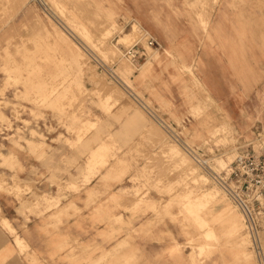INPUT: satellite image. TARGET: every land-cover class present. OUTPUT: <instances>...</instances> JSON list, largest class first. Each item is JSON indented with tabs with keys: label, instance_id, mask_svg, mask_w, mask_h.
<instances>
[{
	"label": "rangeland",
	"instance_id": "1",
	"mask_svg": "<svg viewBox=\"0 0 264 264\" xmlns=\"http://www.w3.org/2000/svg\"><path fill=\"white\" fill-rule=\"evenodd\" d=\"M241 149L264 153V0H0V264H264V208L253 234L200 163Z\"/></svg>",
	"mask_w": 264,
	"mask_h": 264
},
{
	"label": "built area",
	"instance_id": "2",
	"mask_svg": "<svg viewBox=\"0 0 264 264\" xmlns=\"http://www.w3.org/2000/svg\"><path fill=\"white\" fill-rule=\"evenodd\" d=\"M146 46L161 49L162 43L147 31ZM140 41L125 48L124 56L139 63L147 56V47ZM201 165L224 189L230 198L242 210L249 229L254 234L257 219L264 208V153H253L241 149L235 158L220 170L209 164V159L200 158Z\"/></svg>",
	"mask_w": 264,
	"mask_h": 264
},
{
	"label": "bare ground",
	"instance_id": "3",
	"mask_svg": "<svg viewBox=\"0 0 264 264\" xmlns=\"http://www.w3.org/2000/svg\"><path fill=\"white\" fill-rule=\"evenodd\" d=\"M50 2V1H49ZM219 4V3H218ZM80 10V9H79ZM81 11V10H80ZM87 11V10H86ZM85 16V15H84ZM55 19V18H54ZM58 23V22H57ZM63 26V25H62ZM83 26V25H82ZM63 28V27H62ZM64 30V29H63ZM68 31V30H67ZM68 34V33H67ZM69 35V34H68ZM71 35V34H70ZM70 37V36H69ZM73 39V38H72ZM75 40V39H74ZM85 41V40H84ZM87 42V41H86ZM78 44H80V43H78ZM91 46V45H90ZM92 47V46H91ZM93 48V47H92ZM107 48V47H106ZM165 51H168L167 49L165 50ZM81 52V51H80ZM84 52V51H83ZM159 53V52H158ZM158 53H156V55L158 54ZM80 55H81V53H80ZM83 55V54H82ZM78 56V55H77ZM113 56V55H112ZM87 58V57H86ZM90 58V57H89ZM125 62V61H124ZM124 62H123V64H124ZM80 63H82V62H80ZM84 63H85V61H84ZM123 64H122V68L123 69H125V71L124 72H122V73H127V78H129V80H130V77L131 76H129L130 74H132L133 72H134V70L131 68V67H123ZM125 65H127V64H125ZM83 66V65H82ZM88 66V65H87ZM129 66H130V64H129ZM85 71V70H84ZM91 75V74H90ZM126 76H124V77H126ZM129 76V77H128ZM90 77V76H89ZM125 79V78H124ZM92 80V79H91ZM127 81H128V79H126ZM86 81V80H85ZM107 85V84H106ZM84 86V85H83ZM105 86V85H104ZM131 86V85H130ZM115 88V87H114ZM130 88V87H129ZM104 91V90H103ZM118 91V90H117ZM57 92V91H56ZM89 92V91H88ZM105 92V91H104ZM123 92V91H122ZM132 92V91H131ZM108 93H110V92H108ZM120 93V92H119ZM138 93V92H137ZM86 95V94H85ZM110 95V94H109ZM108 95V96H109ZM113 95V94H112ZM122 95H123V93H122ZM58 96V95H57ZM111 96V95H110ZM109 96V97H110ZM119 96V95H118ZM85 97V96H84ZM113 97V96H112ZM111 97V98H112ZM59 98V97H58ZM113 99V98H112ZM111 100V99H110ZM114 100V99H113ZM75 105V104H74ZM132 105V104H131ZM76 106V105H75ZM74 107V106H73ZM149 107V106H148ZM108 108V107H107ZM132 108V107H131ZM135 108H138V107H135ZM76 109H77V107H76ZM69 110V109H68ZM140 110H138V112H139ZM72 112V111H71ZM134 112V111H133ZM142 113V112H141ZM148 114V113H147ZM219 117V116H218ZM220 118V117H219ZM122 119V118H121ZM126 119V118H125ZM128 119V118H127ZM127 119L125 120V121H127ZM133 119V118H132ZM79 121V120H78ZM140 121V120H139ZM222 121V120H221ZM224 121V120H223ZM134 122H136V121H134ZM138 123V122H137ZM146 123V122H145ZM215 123V122H214ZM125 124V123H124ZM129 124H130V122H129ZM152 124V123H151ZM121 125V124H120ZM155 125V124H154ZM89 126H90V124H89ZM89 126H88V128H89ZM95 126V125H94ZM93 126V127H94ZM128 126V125H127ZM139 126V125H138ZM143 126V125H142ZM156 126V125H155ZM113 127V126H112ZM132 127V126H131ZM221 127V126H220ZM87 128V129H88ZM138 128H140V127H138ZM225 128V127H224ZM84 129V128H83ZM90 129V128H89ZM131 129V128H130ZM129 129V130H130ZM158 129V128H157ZM126 130V129H125ZM135 130V132H136V134L138 133L137 131H136V129H134ZM133 130V131H134ZM140 130V129H139ZM92 131V130H91ZM128 131V130H127ZM81 132V131H80ZM130 132V131H129ZM135 132L134 133H132V134H135ZM82 133V132H81ZM121 133V132H120ZM120 133H119V135H120ZM89 134V133H88ZM91 134V133H90ZM123 134V133H122ZM127 134V133H126ZM83 135V134H82ZM85 135H87V134H85ZM144 135V134H143ZM162 135V134H161ZM126 136H128V135H126ZM132 136V135H131ZM92 137H94V136H92ZM103 137V136H102ZM130 137V136H129ZM128 138V137H127ZM138 138V137H137ZM141 138V137H140ZM144 138V137H143ZM152 138V137H151ZM83 139V138H82ZM125 139V138H124ZM130 139V138H129ZM146 139V138H145ZM123 140V139H122ZM138 140V139H137ZM143 140V139H142ZM92 141V140H91ZM147 141V140H146ZM93 142V141H92ZM123 142H124V140H123ZM157 142V141H156ZM136 144H137V142H135ZM140 143V142H139ZM147 143H148V141H147ZM159 143H160V140H159ZM164 143V142H163ZM162 143V144H163ZM176 143V142H175ZM81 144H83V143H81ZM87 144V143H86ZM157 144V143H156ZM90 145H91V143H90ZM163 147V146H162ZM168 147V146H167ZM135 148V147H134ZM164 148V147H163ZM100 150V149H99ZM170 150H172V148L170 149ZM104 152V151H103ZM164 152V151H163ZM168 152H169V149H168ZM179 152V151H178ZM102 153V152H101ZM175 153V152H174ZM177 153V152H176ZM93 154H95V153H93ZM142 154V153H141ZM145 154V153H144ZM147 154V153H146ZM145 154V155H146ZM140 155V154H139ZM148 156H149V154H147ZM171 155H174V154H171ZM144 157V156H143ZM151 157V156H150ZM182 157V156H181ZM174 158V157H173ZM172 158V159H173ZM181 159V158H180ZM101 160V159H100ZM140 161V160H139ZM149 161V160H148ZM102 162V161H101ZM109 162V161H108ZM117 162V161H116ZM177 162V161H176ZM113 163V162H112ZM145 163V162H144ZM178 163V162H177ZM178 165H181V164H178ZM149 166V165H148ZM194 166V165H193ZM189 168V167H188ZM196 168V167H195ZM152 169V168H151ZM144 170V169H143ZM133 175V174H132ZM147 175V174H146ZM136 176V175H135ZM132 177V176H131ZM147 178V177H146ZM208 178V177H207ZM161 180V179H160ZM211 180V179H210ZM159 181V180H158ZM186 182V181H185ZM183 185V184H182ZM178 187V186H177ZM180 187V186H179ZM171 191V190H170ZM175 193V192H174ZM231 210H232V212H234V213H236L234 210H233V208H231ZM189 213V212H188ZM239 220H241L240 219V216H239ZM242 221V220H241ZM244 222V221H243ZM242 222V223H243ZM244 225V224H243ZM246 242H248V241H246ZM246 244V243H245ZM178 244L177 243H171L169 246H167L166 248H165V252H164V255L165 256H174L176 253H177V251H178ZM104 258V257H103Z\"/></svg>",
	"mask_w": 264,
	"mask_h": 264
},
{
	"label": "crops",
	"instance_id": "4",
	"mask_svg": "<svg viewBox=\"0 0 264 264\" xmlns=\"http://www.w3.org/2000/svg\"><path fill=\"white\" fill-rule=\"evenodd\" d=\"M21 216V218L19 217V220H22V218H24V216H22V215H20ZM29 224L32 226L31 228H33L34 230L35 229H39V231L40 232H42L43 231V228L41 229V227L40 226H36V224H35V222L33 223V221L31 220L30 222H29ZM47 238V237H46ZM30 240V239H29ZM43 240H44V238H42V237H40L39 239H34L33 238V241H32V243L37 247V248H39L40 250H42V251H44V242H43ZM46 240V239H45ZM167 257V256H166ZM169 257V256H168Z\"/></svg>",
	"mask_w": 264,
	"mask_h": 264
}]
</instances>
